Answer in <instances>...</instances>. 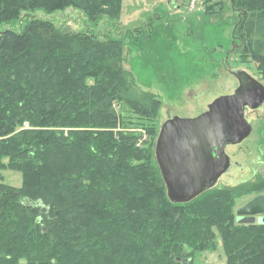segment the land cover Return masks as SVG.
<instances>
[{
    "label": "trees",
    "instance_id": "obj_1",
    "mask_svg": "<svg viewBox=\"0 0 264 264\" xmlns=\"http://www.w3.org/2000/svg\"><path fill=\"white\" fill-rule=\"evenodd\" d=\"M230 1L232 49L264 83V0ZM69 5L118 18L121 0H0V23ZM124 60L121 36L45 17L0 32V264H194L218 244L227 264H264V222L235 210L264 193V172L171 200L155 158L161 100Z\"/></svg>",
    "mask_w": 264,
    "mask_h": 264
},
{
    "label": "rangeland",
    "instance_id": "obj_2",
    "mask_svg": "<svg viewBox=\"0 0 264 264\" xmlns=\"http://www.w3.org/2000/svg\"><path fill=\"white\" fill-rule=\"evenodd\" d=\"M206 7L216 12L207 13ZM33 16L48 18L71 30L121 36L124 67L142 88L161 100L159 126L173 116L194 117L218 95L231 93L238 82L233 75L237 69L261 80L255 63L232 49L238 12L230 0H121L118 18L106 14L93 17L74 5L52 11L37 7L0 23V32L5 28L19 30ZM245 117L251 123V132L240 142L225 145L231 163L215 186L246 181L264 172V101L246 109ZM3 174L7 183L20 185L21 172L6 169ZM254 195L239 196L235 210ZM210 263L227 264L219 244L213 251L194 256V264Z\"/></svg>",
    "mask_w": 264,
    "mask_h": 264
},
{
    "label": "water",
    "instance_id": "obj_3",
    "mask_svg": "<svg viewBox=\"0 0 264 264\" xmlns=\"http://www.w3.org/2000/svg\"><path fill=\"white\" fill-rule=\"evenodd\" d=\"M239 84L215 97L194 117L173 116L162 122L155 140V158L167 195L185 202L212 187L228 168L224 146L240 142L251 132L245 108L264 101V83L244 70L235 73ZM237 222H264V193L236 208Z\"/></svg>",
    "mask_w": 264,
    "mask_h": 264
},
{
    "label": "flooded vegetation",
    "instance_id": "obj_4",
    "mask_svg": "<svg viewBox=\"0 0 264 264\" xmlns=\"http://www.w3.org/2000/svg\"><path fill=\"white\" fill-rule=\"evenodd\" d=\"M239 70H243V69H237V71H239ZM244 71H245V70H244ZM245 72H246V71H245ZM233 75L237 78V80H238L237 85H238V84H239V79H238V77H237L236 74H233ZM237 85H236V86H237ZM234 89H235V88H234ZM248 108H250V107L247 106V107L245 108V112H246V109H248ZM224 149H225V146H224ZM229 159H230V157H229ZM230 163H231V162H230ZM229 166H230V164H229ZM229 166H228V168H229ZM228 168H227V169H228ZM227 169H226V170H227ZM226 170H225V171H226ZM225 171H224V172H225Z\"/></svg>",
    "mask_w": 264,
    "mask_h": 264
}]
</instances>
